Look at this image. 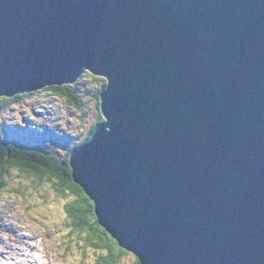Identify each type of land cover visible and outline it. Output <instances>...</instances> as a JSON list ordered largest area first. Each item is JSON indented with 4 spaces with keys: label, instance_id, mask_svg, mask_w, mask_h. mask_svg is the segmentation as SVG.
Returning <instances> with one entry per match:
<instances>
[{
    "label": "water",
    "instance_id": "95a60500",
    "mask_svg": "<svg viewBox=\"0 0 264 264\" xmlns=\"http://www.w3.org/2000/svg\"><path fill=\"white\" fill-rule=\"evenodd\" d=\"M86 72L99 225L140 264H264V0H0V98Z\"/></svg>",
    "mask_w": 264,
    "mask_h": 264
},
{
    "label": "rangeland",
    "instance_id": "374dc122",
    "mask_svg": "<svg viewBox=\"0 0 264 264\" xmlns=\"http://www.w3.org/2000/svg\"><path fill=\"white\" fill-rule=\"evenodd\" d=\"M104 82L90 72L84 73L73 86L78 107L45 90L16 100L0 98V137L21 147L52 150L57 158L65 160L103 119L99 95ZM6 183L0 190V264L104 262L107 253L87 245L85 237L69 227L65 205L74 198L59 196L56 180L13 170L6 176ZM137 261L128 253L119 264Z\"/></svg>",
    "mask_w": 264,
    "mask_h": 264
},
{
    "label": "trees",
    "instance_id": "16d2710c",
    "mask_svg": "<svg viewBox=\"0 0 264 264\" xmlns=\"http://www.w3.org/2000/svg\"><path fill=\"white\" fill-rule=\"evenodd\" d=\"M73 86L65 85L62 87H51L45 89V91L66 98L71 101L73 105L78 107L79 98L74 93ZM106 86L107 84L104 82L102 92ZM59 89H63V91ZM21 97L23 96L18 95L12 100ZM103 121L104 119L96 125L86 141L82 144L91 140L92 135ZM13 170H17L29 176H34L38 179L47 177L49 180H56L58 183L56 188L58 195L65 198L68 196L74 198L72 202L65 205V214L66 219L69 221V227L73 233L76 232L80 237L84 236L87 245H90L97 251H104L107 253L105 256L107 258L104 262L101 261V264H119L122 258L128 254L124 250L120 252L119 249L112 244L111 240L105 236L104 233L106 230L98 223L99 221L97 219L94 203L88 198L85 192L83 191V194H81L78 189L71 187L75 182L69 162V155L65 160L61 161L52 150L42 152L21 147L0 137V190L5 189L7 186L6 176ZM20 194L21 196H25V192ZM137 264H140V262L137 261Z\"/></svg>",
    "mask_w": 264,
    "mask_h": 264
},
{
    "label": "snow or ice",
    "instance_id": "6c2138e0",
    "mask_svg": "<svg viewBox=\"0 0 264 264\" xmlns=\"http://www.w3.org/2000/svg\"><path fill=\"white\" fill-rule=\"evenodd\" d=\"M59 90H60V91H63V89H59ZM71 187H73L74 189H78V190L80 191V193L83 194V189H81L80 186H79L78 184H73V185H71ZM85 198H86V197H85ZM101 230H102V229H101ZM104 234H105V236H107V238H108L109 240H111L112 244L115 245V246L119 249L120 252H123V249H122V248H119V244L117 243L116 240L112 239V237L109 236L107 232H105Z\"/></svg>",
    "mask_w": 264,
    "mask_h": 264
},
{
    "label": "bare ground",
    "instance_id": "6f19581e",
    "mask_svg": "<svg viewBox=\"0 0 264 264\" xmlns=\"http://www.w3.org/2000/svg\"><path fill=\"white\" fill-rule=\"evenodd\" d=\"M114 240H115V239H114ZM117 243H118V242H117ZM119 247H120V246H119ZM120 248H121V247H120ZM124 251L127 252L126 250H124ZM127 253H128V252H127ZM9 257H10V256H9ZM14 262H16V261H14ZM17 264H18V263H17ZM27 264H30V263H27ZM33 264H44V263L42 262V260H40V263H38V262L35 263V262H34ZM48 264H49V263H48Z\"/></svg>",
    "mask_w": 264,
    "mask_h": 264
},
{
    "label": "clouds",
    "instance_id": "9594fccd",
    "mask_svg": "<svg viewBox=\"0 0 264 264\" xmlns=\"http://www.w3.org/2000/svg\"><path fill=\"white\" fill-rule=\"evenodd\" d=\"M75 85V84H74ZM36 93V92H35Z\"/></svg>",
    "mask_w": 264,
    "mask_h": 264
}]
</instances>
